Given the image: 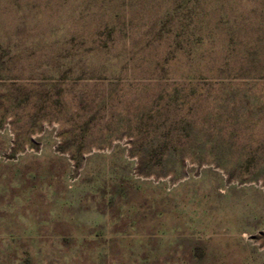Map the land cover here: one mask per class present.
<instances>
[{"label": "rangeland", "instance_id": "1", "mask_svg": "<svg viewBox=\"0 0 264 264\" xmlns=\"http://www.w3.org/2000/svg\"><path fill=\"white\" fill-rule=\"evenodd\" d=\"M0 264H264V0H0Z\"/></svg>", "mask_w": 264, "mask_h": 264}]
</instances>
